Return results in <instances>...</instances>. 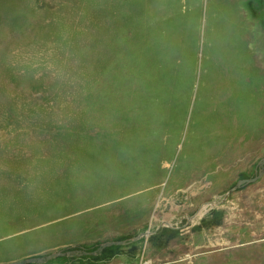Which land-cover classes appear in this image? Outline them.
Returning a JSON list of instances; mask_svg holds the SVG:
<instances>
[{
  "label": "rangeland",
  "instance_id": "1",
  "mask_svg": "<svg viewBox=\"0 0 264 264\" xmlns=\"http://www.w3.org/2000/svg\"><path fill=\"white\" fill-rule=\"evenodd\" d=\"M262 158L264 0H0V264H264Z\"/></svg>",
  "mask_w": 264,
  "mask_h": 264
},
{
  "label": "water",
  "instance_id": "2",
  "mask_svg": "<svg viewBox=\"0 0 264 264\" xmlns=\"http://www.w3.org/2000/svg\"><path fill=\"white\" fill-rule=\"evenodd\" d=\"M258 166V174L257 176H255L254 178L252 179H247V180H240L236 183V185L234 186L233 190L235 189H238L239 187H242L244 186L245 184H249V183H252L254 181H256L257 179H259V177L261 176V171L263 170V167H264V158H262L260 160V162L257 164ZM232 190H229L228 192H226L222 198L220 200H214V201H211V202H208L206 204H204L205 206H209L210 208H213L214 206H217L219 203L223 202L227 196L229 195V193L231 192ZM203 205V206H204ZM110 244H107V245H103L101 246L100 248H98L95 252H90V253H85V252H82L81 250H69V251H63V252H55L53 253L52 255H49L47 257H44V258H37V259H27L25 261H23L22 263L20 264H27V263H35V264H40V263H45L49 260H52V259H55V258H58V257H68V256H71L73 254V252H75L78 255H85V254H89V255H97L99 254L105 247L109 246ZM73 251V252H72ZM80 253V254H79Z\"/></svg>",
  "mask_w": 264,
  "mask_h": 264
},
{
  "label": "bare ground",
  "instance_id": "3",
  "mask_svg": "<svg viewBox=\"0 0 264 264\" xmlns=\"http://www.w3.org/2000/svg\"><path fill=\"white\" fill-rule=\"evenodd\" d=\"M208 209H209V208H207V207L201 209V211L196 215L195 220H198V218L202 217ZM155 218H156V217H155ZM194 222H195V221H194Z\"/></svg>",
  "mask_w": 264,
  "mask_h": 264
},
{
  "label": "built area",
  "instance_id": "4",
  "mask_svg": "<svg viewBox=\"0 0 264 264\" xmlns=\"http://www.w3.org/2000/svg\"><path fill=\"white\" fill-rule=\"evenodd\" d=\"M141 264H145V261L141 262Z\"/></svg>",
  "mask_w": 264,
  "mask_h": 264
},
{
  "label": "trees",
  "instance_id": "5",
  "mask_svg": "<svg viewBox=\"0 0 264 264\" xmlns=\"http://www.w3.org/2000/svg\"><path fill=\"white\" fill-rule=\"evenodd\" d=\"M96 251V250H95ZM95 251H93V252H95Z\"/></svg>",
  "mask_w": 264,
  "mask_h": 264
}]
</instances>
